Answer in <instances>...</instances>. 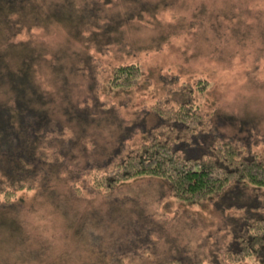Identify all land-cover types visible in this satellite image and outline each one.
I'll list each match as a JSON object with an SVG mask.
<instances>
[{"label":"rangeland","instance_id":"1","mask_svg":"<svg viewBox=\"0 0 264 264\" xmlns=\"http://www.w3.org/2000/svg\"><path fill=\"white\" fill-rule=\"evenodd\" d=\"M232 1L224 16L214 10L222 0H133L130 8L119 0L117 15L110 13L95 36L101 49L55 25L21 35L47 50L37 70L45 88L38 90L36 114H21L16 141L39 142L50 152L53 195L50 204L35 189L16 192L23 201L14 215L25 224L26 239L0 206V264H223L242 213L226 202L236 191L244 201L250 185L190 202L145 175L109 192L91 190L83 170L136 147L149 137L141 131L157 123V108L165 114L182 102L208 123L200 136L171 133L183 155H207L215 135L264 159V0ZM126 62L138 63V80L111 87L112 67ZM71 181L84 186L82 195L70 190ZM4 200L0 194V205ZM238 264L264 260L256 255Z\"/></svg>","mask_w":264,"mask_h":264},{"label":"trees","instance_id":"2","mask_svg":"<svg viewBox=\"0 0 264 264\" xmlns=\"http://www.w3.org/2000/svg\"><path fill=\"white\" fill-rule=\"evenodd\" d=\"M120 1H127V8L134 3L133 0ZM232 2L222 0L214 8L218 11L216 15L229 16ZM117 3L119 0H0V194L5 198L0 206L9 216L15 217L14 208L23 201L21 196L16 197L17 191L35 189V193L50 204L53 195L48 191L52 179L48 170L53 172L50 152L38 145L39 142L34 147H25L16 141L21 135V114H36L38 90L45 88L38 79L37 70L39 60L47 50L43 44L21 35L30 34L34 28L47 30L55 25L70 36L72 29L78 36L75 38L83 39L85 47L92 45L101 49L103 47L96 42L95 36L100 37L103 33L101 28L108 20L106 17L117 15L116 10L120 9ZM232 11L231 17H234ZM88 37L90 39L86 41ZM88 54L91 61V52ZM140 74L137 62L118 63L112 67L108 83L111 87L126 88L133 85ZM155 112L159 117L157 123L141 126L145 127L141 133L148 132L147 139L118 158H102L85 165L83 173L89 188L109 192L126 180L145 175L160 178L168 184L173 196L193 202L224 193L230 185L234 188L250 185L251 190L247 197L244 196V201L241 191L229 194L232 197L226 202L227 207L232 204L230 209L234 213H242L233 223L235 234L225 245L220 258L223 264H238L256 255L264 260V159L257 153L244 155L243 144L215 135H211L207 155L198 154V151L195 155H183L181 146L177 147L179 141L171 133L189 137L202 135V129L208 126L205 115L186 102L165 114L158 108ZM201 143L198 146H202L203 141ZM180 144L193 146L189 147L192 150L197 148L193 143ZM182 147L186 150L184 145ZM116 150L122 153V147L118 146ZM69 186L76 196L83 194L84 186L80 183L71 181ZM15 220L26 239L25 224L17 217ZM22 259L24 262L31 260ZM18 263L10 261L6 264Z\"/></svg>","mask_w":264,"mask_h":264}]
</instances>
